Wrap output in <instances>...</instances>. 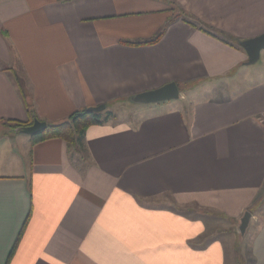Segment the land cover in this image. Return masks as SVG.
<instances>
[{"label":"crops","instance_id":"1","mask_svg":"<svg viewBox=\"0 0 264 264\" xmlns=\"http://www.w3.org/2000/svg\"><path fill=\"white\" fill-rule=\"evenodd\" d=\"M261 33L264 0H0V264H264ZM14 74L47 124L111 117L33 142Z\"/></svg>","mask_w":264,"mask_h":264},{"label":"trees","instance_id":"2","mask_svg":"<svg viewBox=\"0 0 264 264\" xmlns=\"http://www.w3.org/2000/svg\"><path fill=\"white\" fill-rule=\"evenodd\" d=\"M161 36V32L151 39L149 42H155ZM14 81L16 83L18 92L22 98L24 106L27 110V113L30 117L29 122H22L13 119H7L2 121V125L5 127L14 130L23 128L32 123L33 119L36 118L33 108L30 106L28 102V95L25 90V87L20 80V78L14 74ZM111 115L106 112L104 116H102L99 112H92L89 108L76 110L72 112L68 117L62 121L47 124V128L33 135L31 138L33 142L48 139V138H61L65 140L70 145H75L81 148L82 146V137L85 129L88 126L101 124L106 121Z\"/></svg>","mask_w":264,"mask_h":264},{"label":"water","instance_id":"3","mask_svg":"<svg viewBox=\"0 0 264 264\" xmlns=\"http://www.w3.org/2000/svg\"><path fill=\"white\" fill-rule=\"evenodd\" d=\"M239 44L245 49L248 59L245 62L246 64L255 63L260 55V50L264 48V33L260 35L245 39L239 42ZM179 98V89L175 82H169L162 85L159 88L152 89L149 91H145L142 93H138L130 98L132 103L137 104H147V103H155L165 100H173ZM105 108L104 104L89 107V110L92 112H98ZM47 128V123L45 121H41L37 118H34L32 123L20 128L15 129L16 132L28 136H33L44 131ZM250 219V212L246 211L243 213L240 218L239 224V232L240 234H244L247 228L248 222Z\"/></svg>","mask_w":264,"mask_h":264},{"label":"rangeland","instance_id":"4","mask_svg":"<svg viewBox=\"0 0 264 264\" xmlns=\"http://www.w3.org/2000/svg\"><path fill=\"white\" fill-rule=\"evenodd\" d=\"M261 61L262 60H258L256 63H255V65H259L260 63H261ZM102 116H104L105 114H106V111H104V110H101V111H98ZM154 203H156V204H161V205H170L171 204V201H170V199L168 198V197H165V196H161V197H159L158 199H155V200H152ZM263 214H264V211L260 214V216H259V218H258V222H260V221H262V216H263ZM256 225H257V223H256ZM255 227V226H254ZM240 235V236H239ZM244 235H245V233L244 234H238V240H240L241 241V243H242V241H243V238H244ZM245 240H246V244L248 243V241H249V237L248 236H246L245 237ZM244 240V241H245ZM237 253H238V251H237ZM242 259H244L243 257H241Z\"/></svg>","mask_w":264,"mask_h":264}]
</instances>
